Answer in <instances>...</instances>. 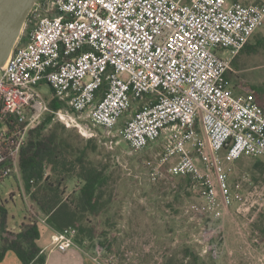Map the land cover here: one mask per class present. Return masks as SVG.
<instances>
[{
  "label": "built area",
  "instance_id": "1",
  "mask_svg": "<svg viewBox=\"0 0 264 264\" xmlns=\"http://www.w3.org/2000/svg\"><path fill=\"white\" fill-rule=\"evenodd\" d=\"M30 15L0 70V136L10 114L26 123L15 154L50 111L48 85L68 104L54 119L81 130L86 118L112 131L137 103L119 136L135 152L160 146L153 179L165 166L192 176L213 211L248 199L229 164L264 161V106L229 73L264 23V0H39ZM77 234L55 231L51 250L77 246Z\"/></svg>",
  "mask_w": 264,
  "mask_h": 264
},
{
  "label": "rangeland",
  "instance_id": "2",
  "mask_svg": "<svg viewBox=\"0 0 264 264\" xmlns=\"http://www.w3.org/2000/svg\"><path fill=\"white\" fill-rule=\"evenodd\" d=\"M263 38L264 23L249 41L258 51L239 52L232 64L229 76L236 93L249 92L252 87L264 84V42H259ZM40 88L50 94L48 85ZM258 98L264 104L260 95ZM136 107L137 103L133 104L112 131L95 126L86 118L85 130L76 124L66 125L54 120L64 125L65 135L81 148L89 139L93 140L97 148L89 158L108 175L106 197L111 195L108 209L89 217L93 237L85 241L84 248L89 263L163 264L171 259H184V264H193V255L185 256L186 249L191 248L207 264H264L262 160L243 155L229 164L231 184L247 179L248 199L213 211L198 189L191 187L188 179L170 175L166 171L168 166L163 169L164 176L153 179L151 171L160 146L135 152L119 136V130ZM69 159L74 156L70 154ZM14 176L16 174L0 183V201L9 210L10 227L18 230L27 215L28 204ZM66 186L67 193L78 187L74 180ZM41 229L39 243L46 246L48 253L51 231L44 224ZM51 259L52 264H70L69 259L57 254Z\"/></svg>",
  "mask_w": 264,
  "mask_h": 264
},
{
  "label": "trees",
  "instance_id": "3",
  "mask_svg": "<svg viewBox=\"0 0 264 264\" xmlns=\"http://www.w3.org/2000/svg\"><path fill=\"white\" fill-rule=\"evenodd\" d=\"M30 22L31 15L24 32L31 27ZM260 41L264 42V38ZM245 51L255 53L258 48L248 42L239 52ZM235 58L232 64H235ZM249 92L254 93L264 106L258 98L260 95L264 101V84L252 87ZM46 100L50 111L45 114L38 126L28 129L16 154L14 150L26 123L19 121L14 114H10L2 130L5 135L0 136V148L4 156L0 161V183L6 177L16 174L14 177L19 182L22 196L28 204L25 220L19 225L18 230H14L9 225V210L5 203L0 201V262L11 250L22 264H46L48 256L38 242L42 235L41 226L45 223L55 231L76 227L77 245L84 249L85 241L93 237L89 217L107 211L111 201V195L106 197L108 175L89 158L90 154L96 151L97 145L89 139L85 147L81 148L67 137L64 133L66 131L64 125L54 121V111L68 107V104L53 97L52 91L46 95ZM70 154L74 159H69ZM15 161H17V171H15ZM260 163L264 165V161ZM6 170L9 171L6 173ZM176 177L188 179L191 187L198 189L192 176ZM73 180L78 187L67 193L66 183ZM262 231L264 232V228ZM104 245L107 247V244ZM191 255L194 258L193 264H207L196 251L187 248L185 256ZM183 260L171 259L163 264H174V262L184 264Z\"/></svg>",
  "mask_w": 264,
  "mask_h": 264
},
{
  "label": "water",
  "instance_id": "4",
  "mask_svg": "<svg viewBox=\"0 0 264 264\" xmlns=\"http://www.w3.org/2000/svg\"><path fill=\"white\" fill-rule=\"evenodd\" d=\"M39 0H0V70L7 62Z\"/></svg>",
  "mask_w": 264,
  "mask_h": 264
},
{
  "label": "crops",
  "instance_id": "5",
  "mask_svg": "<svg viewBox=\"0 0 264 264\" xmlns=\"http://www.w3.org/2000/svg\"><path fill=\"white\" fill-rule=\"evenodd\" d=\"M233 1H235V0H233ZM245 2H256V1L246 0ZM238 93H244V92H238ZM44 225L49 227V229L51 231V236H52V234L55 232V230L53 228H51L49 225H47L46 223ZM14 230H17V229H14ZM40 246L43 248V251L48 256L46 264H52L51 257L54 254H57V255L62 256L66 259H69L70 264H90L89 261L85 257L86 256L85 250L78 245L75 247H72L66 251H60V250L54 249V250H50L48 253H47L46 246H42L41 244H40ZM0 264H22V262L18 258V256L15 254V252L10 250L7 252L5 259L2 262H0Z\"/></svg>",
  "mask_w": 264,
  "mask_h": 264
}]
</instances>
